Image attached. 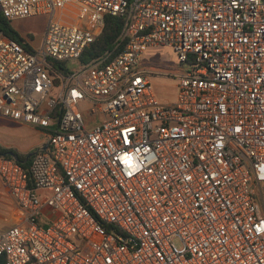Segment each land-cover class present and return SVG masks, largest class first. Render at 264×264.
<instances>
[{"label":"built area","instance_id":"2783aa9c","mask_svg":"<svg viewBox=\"0 0 264 264\" xmlns=\"http://www.w3.org/2000/svg\"><path fill=\"white\" fill-rule=\"evenodd\" d=\"M0 13L52 15L37 51L0 31V115L47 138L27 168L0 156L19 217L0 233L4 264H264V0H0ZM106 16L123 19L114 49L81 62ZM158 46L186 69L143 67ZM153 77L176 80L173 103Z\"/></svg>","mask_w":264,"mask_h":264},{"label":"rangeland","instance_id":"374dc122","mask_svg":"<svg viewBox=\"0 0 264 264\" xmlns=\"http://www.w3.org/2000/svg\"><path fill=\"white\" fill-rule=\"evenodd\" d=\"M1 16V14H0ZM51 14H39L25 19H17L11 21L12 28L17 31L19 35L25 38L32 48V50H39L44 41V36L47 30ZM143 67L159 68L161 72L184 71L186 67L181 65L177 59V55L171 48L158 46L155 48H148L141 60ZM67 70L72 71L78 68V61H69L65 63ZM152 84L155 91L162 102L173 103L176 98L177 82L171 78H152ZM35 133L27 126L17 124L11 120L0 115V149H11L20 154L29 152L38 140ZM48 225L45 224L44 227Z\"/></svg>","mask_w":264,"mask_h":264},{"label":"trees","instance_id":"16d2710c","mask_svg":"<svg viewBox=\"0 0 264 264\" xmlns=\"http://www.w3.org/2000/svg\"><path fill=\"white\" fill-rule=\"evenodd\" d=\"M1 14V13H0ZM11 21L6 20L3 15L0 16V31L3 33L6 37L18 42L19 44L23 45L27 50L32 51V48L28 44L27 40L23 38L21 35L15 31L11 26ZM104 28L101 34H99L97 40L86 49L84 54L82 55L81 59H79L81 62L85 63L89 61V59L96 57L98 55H101L105 53L106 51H111L115 47V43L120 36L123 25V19L122 17H116V16H106L105 22H104ZM54 68L57 70H64L66 71L65 65L63 63H54ZM0 156H5L8 158H12L8 151H4L0 149ZM24 160H27L26 157H19L17 161L20 163ZM21 163L23 166L24 163ZM28 162V161H27ZM26 167V166H25ZM4 258L0 257V264H4Z\"/></svg>","mask_w":264,"mask_h":264},{"label":"crops","instance_id":"0c3cea01","mask_svg":"<svg viewBox=\"0 0 264 264\" xmlns=\"http://www.w3.org/2000/svg\"><path fill=\"white\" fill-rule=\"evenodd\" d=\"M153 78H158V77H153ZM13 122L29 127L31 130H33V132L35 133L34 135H36L38 138L34 146H32V148H29L31 149L29 152H23V153L18 154L11 149L4 150V151H8L11 157L14 158L15 160L19 159V157L21 158L26 157L27 160H24V162L23 161L22 162L27 168L30 163L29 160H30L31 155L37 149L45 147V145L47 144V138L44 136V133L38 128L32 127L30 125H27V124H24L18 121H13ZM12 155H14V157ZM15 210H16V207H15V203H14L11 191L3 183V181L0 178V233L8 230L13 225L19 222V217L17 216V213L15 212Z\"/></svg>","mask_w":264,"mask_h":264},{"label":"water","instance_id":"95a60500","mask_svg":"<svg viewBox=\"0 0 264 264\" xmlns=\"http://www.w3.org/2000/svg\"><path fill=\"white\" fill-rule=\"evenodd\" d=\"M14 157V155H12ZM16 158V157H15Z\"/></svg>","mask_w":264,"mask_h":264}]
</instances>
